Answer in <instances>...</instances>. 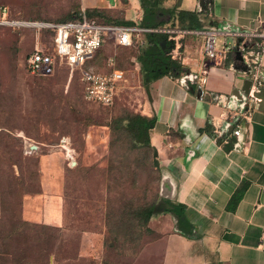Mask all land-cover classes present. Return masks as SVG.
Wrapping results in <instances>:
<instances>
[{
  "label": "rangeland",
  "instance_id": "1",
  "mask_svg": "<svg viewBox=\"0 0 264 264\" xmlns=\"http://www.w3.org/2000/svg\"><path fill=\"white\" fill-rule=\"evenodd\" d=\"M173 2L159 0L164 7ZM80 5L81 0H0V16L62 21ZM165 25L186 29L172 21ZM38 42L51 49V32L0 26V264H140L173 221L165 212L149 213L162 199L152 154L124 132L111 146L113 118L141 114L146 96L132 60L137 51L108 40L85 63L106 71L112 58L124 72L114 103L100 106L83 99L78 69L60 64L47 76L28 73L25 56ZM63 137L73 152L71 166L59 147ZM42 154L50 160L46 165L57 164L62 172L59 225L37 221L39 214L25 219L22 212L25 198L42 195ZM35 203L41 212L40 201Z\"/></svg>",
  "mask_w": 264,
  "mask_h": 264
},
{
  "label": "crops",
  "instance_id": "2",
  "mask_svg": "<svg viewBox=\"0 0 264 264\" xmlns=\"http://www.w3.org/2000/svg\"><path fill=\"white\" fill-rule=\"evenodd\" d=\"M199 1L181 0L178 9L200 11ZM81 2L85 8L104 10L113 22L139 23L142 17L139 0ZM199 18L203 28L262 30L264 0H211ZM235 41L221 35L217 48L224 51ZM182 45L180 63L196 76L195 84L186 86L184 76L156 79L148 93L144 89L140 112L155 119L149 140L157 151L160 195L184 207L193 235L175 230L172 215L165 212L172 225L146 249L149 255L140 264H264V108L244 117L242 87L249 67L242 60L247 70L234 68L236 61L227 60L226 52L222 67L210 68L206 84L201 85L198 75L207 71L201 38L188 35ZM258 74L264 79V57ZM205 126L213 135L200 131ZM236 128L241 129L240 137L233 134ZM46 162L50 160L42 154V195L25 198L22 212L25 219L35 220L39 214L37 221L59 225L62 172L57 164ZM35 201L42 205L39 213Z\"/></svg>",
  "mask_w": 264,
  "mask_h": 264
},
{
  "label": "built area",
  "instance_id": "3",
  "mask_svg": "<svg viewBox=\"0 0 264 264\" xmlns=\"http://www.w3.org/2000/svg\"><path fill=\"white\" fill-rule=\"evenodd\" d=\"M84 10L85 7L82 6L81 18L65 22L8 20L5 13L2 12L0 26H26L38 31L41 29L50 31L52 34L51 49L38 42L34 49L25 56L24 65L28 73L33 76H47L52 74L60 64H65L71 69H78L80 70L83 99L88 103L103 106H110L114 103L120 85L126 81L124 72L114 66L112 58L109 59V68L106 71L84 68L85 63L106 41L110 40L116 46L125 48L144 46L146 44L145 33H161L166 36L171 47L174 45L169 51V55L175 59L179 53L181 41L187 35L198 36L202 41V56L207 71L200 72L197 81L204 85L207 82L208 70L212 67H222L226 59L225 53L230 48V46H226L224 51L218 50V38L221 35L231 36L236 41L241 39L238 50L243 62L249 67L248 79L251 83L248 93L245 94L244 117L247 118L253 109H259L264 105V100L261 98L264 79L258 74L264 57V29L253 31L220 30L216 27L180 29L170 25L144 28L136 22L130 25L99 22L96 19L87 18ZM215 132L219 136L223 135L221 131L216 130ZM233 134L240 137L241 129H234ZM28 147L27 152L32 153V147ZM59 147L65 150L69 161L68 165L71 166L74 163L73 152L69 148L68 138L63 137Z\"/></svg>",
  "mask_w": 264,
  "mask_h": 264
},
{
  "label": "trees",
  "instance_id": "4",
  "mask_svg": "<svg viewBox=\"0 0 264 264\" xmlns=\"http://www.w3.org/2000/svg\"><path fill=\"white\" fill-rule=\"evenodd\" d=\"M180 1L181 0H175V3L171 7H164L160 5L159 0H139L142 9V17L139 21V26L144 28H158L172 21L173 23H177L179 26L186 29L203 28V25L199 18V14L201 13V11H188L178 9ZM81 7L82 5H80L78 10L73 15H70L68 19L62 21H46L65 22L69 20L79 19L82 17ZM84 14L87 18L96 19L99 22L116 23L122 25L133 24V22L130 21L113 22L109 17L106 16V12L101 9L85 8ZM145 39L146 44L144 46L130 48H135L137 51V54L132 57V60L134 61L135 65H139L140 82L141 86L145 89L146 93H148L150 84L164 75H170L176 78L184 76V84L186 86H188L189 84H195L196 76L194 74L186 72L185 68L178 60L172 59L170 57L169 51L171 49V44L164 34L147 32L145 33ZM164 39L166 40V42L165 44H162V40ZM234 51V46L228 49L227 60H233ZM93 70L100 71L96 69ZM154 121V117H147L140 113H126L113 118V123L111 126V130L113 133L111 146L114 147V145H116L117 143L119 144V134L124 132L132 138L134 145L147 149L151 154H153L155 149L151 146L149 140V130L152 128ZM202 130H206L208 131V133L213 135V131L210 126H205L203 129H200V131ZM114 161L119 165L121 163L119 158H115ZM152 173H155L157 175L158 181L160 183L161 174L159 169H152ZM161 200L169 204L170 207L164 208L162 211L155 212L153 211V209H151L149 212L150 215H155L163 212L170 213L174 219L175 230H177L184 236H192V227L185 216L184 207L180 204L171 202L168 199Z\"/></svg>",
  "mask_w": 264,
  "mask_h": 264
},
{
  "label": "water",
  "instance_id": "5",
  "mask_svg": "<svg viewBox=\"0 0 264 264\" xmlns=\"http://www.w3.org/2000/svg\"><path fill=\"white\" fill-rule=\"evenodd\" d=\"M211 3V0H200L199 1V7H200V11H203L205 10L208 5ZM241 41V39H238L236 42H235V51H234V60L236 61V65H234V68H237V69H241L243 71H246L247 68L245 65L242 64V56H241V53L240 51L238 50V44L239 42ZM166 40H162V44H165ZM250 80L249 79H246L244 81V84H243V87H242V91L247 94L248 93V90H249V86H250ZM261 98L262 100H264V86L263 88L261 89ZM260 108H264V105H262ZM259 108V109H260ZM152 164H153V167L155 169H159V161L157 159V151H154L153 154H152ZM170 205L167 204L165 201L161 200L159 202V204L154 208V212L155 211H162L164 208H169Z\"/></svg>",
  "mask_w": 264,
  "mask_h": 264
}]
</instances>
